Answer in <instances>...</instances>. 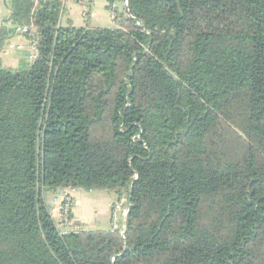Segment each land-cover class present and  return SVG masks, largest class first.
Segmentation results:
<instances>
[{
	"label": "trees",
	"instance_id": "obj_1",
	"mask_svg": "<svg viewBox=\"0 0 264 264\" xmlns=\"http://www.w3.org/2000/svg\"><path fill=\"white\" fill-rule=\"evenodd\" d=\"M12 1L37 56L0 61V264H264V0H124L104 30ZM59 191L113 192L122 230L62 232Z\"/></svg>",
	"mask_w": 264,
	"mask_h": 264
},
{
	"label": "rangeland",
	"instance_id": "obj_2",
	"mask_svg": "<svg viewBox=\"0 0 264 264\" xmlns=\"http://www.w3.org/2000/svg\"><path fill=\"white\" fill-rule=\"evenodd\" d=\"M12 0H1L2 7L4 8V20L6 23V30L11 31L13 27L15 28L14 24L10 22V18H12ZM65 12L64 9H62V17L60 18V26L65 27L69 23L74 27V28H89V29H120L122 24V18L124 19L125 16V2L124 0H92V7H91V15L89 19H82L80 15V8L77 4L74 3H67L65 6ZM12 37V36H11ZM10 37V39H12ZM9 37H7L3 41V45H1V52L3 50L8 49L9 42L10 40ZM14 41V40H13ZM12 43V41H11ZM3 49V50H2ZM24 66L26 67L27 62L24 60ZM30 62V61H29ZM28 62V63H29ZM5 63V61H4ZM11 62H8L7 66L4 68L6 69H11L10 64ZM24 66H21L24 67ZM92 206L89 207V213H88V218L90 220V229H97V230H92V231H108L110 230V219H111V224L114 222L115 223V229L121 231L122 227L124 225L123 223V216L125 213L121 211V208H126V203L124 200V205L123 207H118L117 203L119 202V199L115 196L113 192L110 191H101V192H92ZM99 198H102L104 201L105 199L110 202L111 208H106V207H101V204H99ZM59 199L60 195L58 192V198L54 200V203H52V208H53V214L52 218L55 220L57 223L58 228H61V226L58 225V206H59ZM75 204V202H74ZM74 206V205H73ZM57 209H56V208ZM73 208V207H72ZM50 211L51 208L49 209ZM91 211V213H90ZM94 213H93V212ZM71 216V213H70ZM125 217V216H124ZM96 221V222H95ZM71 218L69 220V223L65 225V227L70 228V232H75L76 228H72L71 224ZM64 227V228H65ZM60 230V229H59ZM66 232H69L65 230Z\"/></svg>",
	"mask_w": 264,
	"mask_h": 264
},
{
	"label": "crops",
	"instance_id": "obj_3",
	"mask_svg": "<svg viewBox=\"0 0 264 264\" xmlns=\"http://www.w3.org/2000/svg\"><path fill=\"white\" fill-rule=\"evenodd\" d=\"M68 3L77 4L76 2H68ZM66 4H65V6H66ZM77 5L80 8V5L79 4H77ZM65 6H64V8H62V9H64V12H65V8H66ZM91 7H92V0H90V9H91ZM3 9L4 8L2 7L1 0H0V27H4L5 29H7V27H6L7 22H5V20L3 19L5 16ZM91 13L92 12L90 11V15H91ZM90 15H89V17H90ZM89 17L87 19H89ZM14 29H16L15 32L9 36V39L11 36H12L11 37L12 39L8 40V42H9L8 43L9 44L8 49H6V50L2 49L3 51L2 52L0 51V61H1V65L3 67L7 66L8 62H11L10 68L13 70H17L18 68H20L22 66V63H25L24 60H26L28 62L30 61L29 60L30 54H29V50H28L27 38L22 33L19 32V30L21 28H14ZM11 41H12V43H11ZM17 46H22L23 48L19 51H16L15 48ZM4 61H5V63H4ZM28 62H27V64H28ZM67 192L72 196V198L74 199V202H75V205L73 206V208L71 210L72 228L74 229V227H75L76 231L97 230V229H92V230L90 229L91 225H90V220L88 218V213H89L88 208L92 206V201H93L92 192L93 191H67ZM95 192H101V191H95ZM57 198H58V192L47 193V195L45 197L49 209L51 208V210H52V211H50L51 217H52V214L54 211L52 208V203H54V200ZM99 204H101L102 208L103 207H106L107 209L111 208L110 202L107 201L106 199L103 201L102 198H99ZM90 213H91V211H90ZM124 221H125V217L123 216V223H124ZM110 225H111V219H110ZM59 229L62 232H66L65 230H67V231L70 230V228H67V227L59 228Z\"/></svg>",
	"mask_w": 264,
	"mask_h": 264
},
{
	"label": "built area",
	"instance_id": "obj_4",
	"mask_svg": "<svg viewBox=\"0 0 264 264\" xmlns=\"http://www.w3.org/2000/svg\"><path fill=\"white\" fill-rule=\"evenodd\" d=\"M49 0H33L34 7L38 6L42 2H48ZM61 2V8H64L65 4L68 2H76L80 5V15L82 19L88 18L90 15V0H60ZM20 33H22L26 38L28 42V50H29V60L33 61L35 60L37 56V33L34 29V27H24L19 30ZM22 46H17L15 48L16 51L21 50ZM60 199H59V206H58V225L61 226V228H64L65 225L69 223V220L71 218L70 213L72 210V207L74 204V199L67 191H59ZM124 200L120 199L117 203L118 207H123ZM126 203V201H125ZM121 211H123L126 215L127 212V206L126 208H121ZM124 215V216H125ZM111 227H115V223L113 222L111 224Z\"/></svg>",
	"mask_w": 264,
	"mask_h": 264
}]
</instances>
